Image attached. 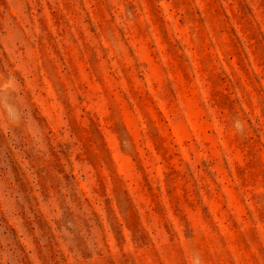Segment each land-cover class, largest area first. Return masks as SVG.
I'll list each match as a JSON object with an SVG mask.
<instances>
[{
	"label": "rangeland",
	"instance_id": "374dc122",
	"mask_svg": "<svg viewBox=\"0 0 264 264\" xmlns=\"http://www.w3.org/2000/svg\"><path fill=\"white\" fill-rule=\"evenodd\" d=\"M0 264H264V0H0Z\"/></svg>",
	"mask_w": 264,
	"mask_h": 264
}]
</instances>
